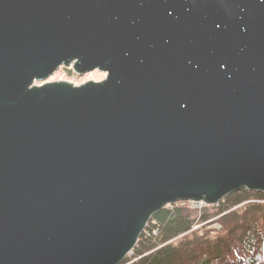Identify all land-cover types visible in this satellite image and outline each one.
I'll list each match as a JSON object with an SVG mask.
<instances>
[{"label": "water", "instance_id": "1", "mask_svg": "<svg viewBox=\"0 0 264 264\" xmlns=\"http://www.w3.org/2000/svg\"><path fill=\"white\" fill-rule=\"evenodd\" d=\"M71 65L107 76L47 83ZM245 188L264 0H0V264H122L166 205Z\"/></svg>", "mask_w": 264, "mask_h": 264}, {"label": "trees", "instance_id": "2", "mask_svg": "<svg viewBox=\"0 0 264 264\" xmlns=\"http://www.w3.org/2000/svg\"><path fill=\"white\" fill-rule=\"evenodd\" d=\"M195 205L154 213L122 264H264V192L245 188L217 205ZM217 222L221 229H208Z\"/></svg>", "mask_w": 264, "mask_h": 264}, {"label": "rangeland", "instance_id": "3", "mask_svg": "<svg viewBox=\"0 0 264 264\" xmlns=\"http://www.w3.org/2000/svg\"><path fill=\"white\" fill-rule=\"evenodd\" d=\"M107 74L100 70H94L86 74H78L74 71L73 66H61L51 78L56 80L68 81L76 86L83 85L89 81L101 82L105 80ZM38 85V84H36ZM194 207L200 208L203 203H195ZM205 205V204H204ZM198 228V227H197ZM208 229H221L220 223H214L211 226H208Z\"/></svg>", "mask_w": 264, "mask_h": 264}, {"label": "flooded vegetation", "instance_id": "4", "mask_svg": "<svg viewBox=\"0 0 264 264\" xmlns=\"http://www.w3.org/2000/svg\"><path fill=\"white\" fill-rule=\"evenodd\" d=\"M56 81H61V80H56L55 78H50V79L47 81V83L56 82ZM67 82H68V81H67ZM45 83H46V82H45ZM36 84H38V86H41V85L44 84V82H42V83H36Z\"/></svg>", "mask_w": 264, "mask_h": 264}]
</instances>
